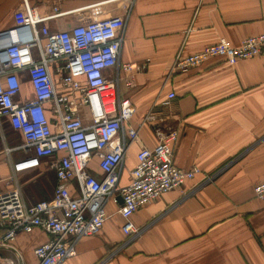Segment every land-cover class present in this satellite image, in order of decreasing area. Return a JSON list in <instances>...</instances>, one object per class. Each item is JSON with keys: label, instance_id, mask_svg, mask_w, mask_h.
Listing matches in <instances>:
<instances>
[{"label": "crops", "instance_id": "1", "mask_svg": "<svg viewBox=\"0 0 264 264\" xmlns=\"http://www.w3.org/2000/svg\"><path fill=\"white\" fill-rule=\"evenodd\" d=\"M25 6L49 16L43 25L51 31L123 17L120 63L149 61L146 70L135 73L133 89L121 88L136 108L126 127L139 130L122 185L130 183L140 147L155 148L159 135L171 130L180 132L176 166L203 171L136 212L132 222L140 233L128 244H123L128 239L118 213L121 204L109 202L101 233L79 241L77 256L64 264H264V200L254 193L264 182V54L234 66L215 58L168 76L180 51L191 55L221 39L239 46L264 33V0H0V33L18 25L17 14ZM55 7L59 12L52 16ZM169 94L175 98L165 106ZM31 96L26 82L22 98ZM7 147L0 150L2 178L23 155L13 151L9 161ZM95 166L91 173L100 177ZM18 182L27 205L53 198L57 184L45 165ZM11 187L1 185L2 190ZM50 240L39 229L20 234L15 247L22 264H38L35 250ZM0 255L17 258L9 250Z\"/></svg>", "mask_w": 264, "mask_h": 264}, {"label": "built area", "instance_id": "2", "mask_svg": "<svg viewBox=\"0 0 264 264\" xmlns=\"http://www.w3.org/2000/svg\"><path fill=\"white\" fill-rule=\"evenodd\" d=\"M58 12L55 7L52 16ZM17 18L18 25L6 31L9 35L0 33V127L7 121L23 139L22 147L4 150L9 161L13 151L23 155L12 163L9 177L0 176V253L13 251L17 258L0 255V264H22L16 239L36 229L51 236L35 250L38 264H64L77 256L79 241L101 233L109 218L107 204H118L119 198L118 213L130 243L140 233L132 222L136 212L203 175L197 166H176L180 132L171 130L159 135L155 148L140 147L130 183H121L127 154L139 142V130L126 127L136 108L121 88L133 89L135 73L146 70L149 61L120 63L123 17L64 31L43 25L50 17L34 6H25ZM262 54L264 33L239 46L221 39L191 55L178 52L168 76L188 73L215 58L234 66ZM26 82L32 96L22 98ZM174 98L169 94L164 105ZM94 163L100 177L91 173ZM43 165L57 180L53 198L27 205L18 178ZM2 184L13 187L2 190ZM254 193L264 200V182L254 187Z\"/></svg>", "mask_w": 264, "mask_h": 264}, {"label": "trees", "instance_id": "3", "mask_svg": "<svg viewBox=\"0 0 264 264\" xmlns=\"http://www.w3.org/2000/svg\"><path fill=\"white\" fill-rule=\"evenodd\" d=\"M3 133H4V137H5L6 142H7V144H8L9 147L14 146V145H18V144L21 143L20 140H18V139H16L14 142L12 141V139H14L15 136L17 137V134L18 133L15 132L12 129L11 125H9L8 122L7 123H4V125H3ZM1 149H2V142H1V137H0V150Z\"/></svg>", "mask_w": 264, "mask_h": 264}, {"label": "rangeland", "instance_id": "4", "mask_svg": "<svg viewBox=\"0 0 264 264\" xmlns=\"http://www.w3.org/2000/svg\"><path fill=\"white\" fill-rule=\"evenodd\" d=\"M3 125H4V123L1 125V127H0V134H2L3 136H4V133H3ZM17 138H18V140H20L21 141V143L20 144H18L17 146H14V148H20V147H22L23 146V142H22V140H21V138L17 135ZM1 142H2V140H1ZM4 142V141H3ZM3 142H2V145H4V144H6V147L8 146V144H7V142H6V140H5V142H4V144H3ZM9 147V146H8ZM7 147V148H8ZM133 241V240H132ZM128 243V241L127 240H125L124 241V243L123 244H127Z\"/></svg>", "mask_w": 264, "mask_h": 264}, {"label": "water", "instance_id": "5", "mask_svg": "<svg viewBox=\"0 0 264 264\" xmlns=\"http://www.w3.org/2000/svg\"><path fill=\"white\" fill-rule=\"evenodd\" d=\"M16 29H18L20 33H21V32H22V30H23V28H16ZM6 34H8V35H9V33H8V32H6ZM118 200H119L120 204H122V199H121V198H119Z\"/></svg>", "mask_w": 264, "mask_h": 264}]
</instances>
